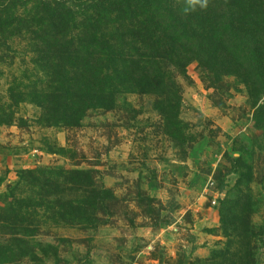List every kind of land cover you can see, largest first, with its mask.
I'll list each match as a JSON object with an SVG mask.
<instances>
[{"label":"rangeland","instance_id":"rangeland-1","mask_svg":"<svg viewBox=\"0 0 264 264\" xmlns=\"http://www.w3.org/2000/svg\"><path fill=\"white\" fill-rule=\"evenodd\" d=\"M8 0H0V264L7 262Z\"/></svg>","mask_w":264,"mask_h":264},{"label":"clouds","instance_id":"clouds-1","mask_svg":"<svg viewBox=\"0 0 264 264\" xmlns=\"http://www.w3.org/2000/svg\"><path fill=\"white\" fill-rule=\"evenodd\" d=\"M183 11L185 14L193 13L197 10H207L211 0H182Z\"/></svg>","mask_w":264,"mask_h":264}]
</instances>
